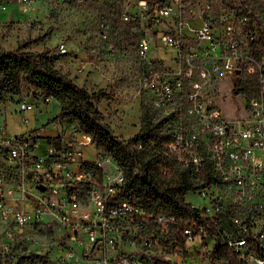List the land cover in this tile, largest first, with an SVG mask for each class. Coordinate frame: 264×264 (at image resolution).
Here are the masks:
<instances>
[{
	"label": "built area",
	"instance_id": "built-area-1",
	"mask_svg": "<svg viewBox=\"0 0 264 264\" xmlns=\"http://www.w3.org/2000/svg\"><path fill=\"white\" fill-rule=\"evenodd\" d=\"M123 19L142 25L135 31L138 91L170 136L159 172L191 182L189 207L182 214L144 202L76 121L49 118L58 134L44 136L48 122L30 127L26 111L46 105L4 95L1 257L19 264H264V0H132ZM159 45L174 54L160 57ZM59 52L69 49L61 43ZM222 77L254 82L244 116L226 118L205 95ZM7 112L21 113V133L6 130ZM85 147L94 159L84 158Z\"/></svg>",
	"mask_w": 264,
	"mask_h": 264
},
{
	"label": "rangeland",
	"instance_id": "rangeland-1",
	"mask_svg": "<svg viewBox=\"0 0 264 264\" xmlns=\"http://www.w3.org/2000/svg\"><path fill=\"white\" fill-rule=\"evenodd\" d=\"M131 2L31 0L24 3L22 0H0V49H13L20 43L44 35L32 41L27 49L37 52L48 49L49 55H59L55 60L56 67L93 95L103 121L110 124L116 135L127 139L140 129V105L144 100L138 91L134 60L137 55L135 31L142 25L123 19V11ZM61 43L67 46L68 53L59 52ZM157 53L166 58L174 54V49L159 45ZM233 87L230 77H222L205 89V95L219 106L226 118L246 114V97L235 94ZM5 96L13 102L27 97L38 108L46 105L47 111L41 113L26 111L30 127L48 122L60 107L55 98L46 101L33 92ZM21 116L20 112L5 114V127L10 134L22 132ZM42 133L44 136L56 135L58 127L49 121ZM83 152L85 159L95 158L92 149L85 147ZM186 198L196 199L192 194H187Z\"/></svg>",
	"mask_w": 264,
	"mask_h": 264
},
{
	"label": "trees",
	"instance_id": "trees-1",
	"mask_svg": "<svg viewBox=\"0 0 264 264\" xmlns=\"http://www.w3.org/2000/svg\"><path fill=\"white\" fill-rule=\"evenodd\" d=\"M41 37L20 43L13 49H0V98L24 92L55 98L60 107L52 120L76 121L83 131L90 133L97 145L123 168L127 186L133 187L137 196L151 206L163 205L176 213H185L189 204L184 193L192 186L191 182L165 177L159 172L158 165L164 160L160 154L161 144L170 139L163 131L164 119L141 100L140 129L127 139L116 135L110 124L103 121L93 95L56 67L59 55H49L48 49L39 52L27 49L32 41ZM253 85L250 78H237L232 91L249 97L255 92ZM150 142H155V147L150 148ZM140 143L143 147L138 148ZM0 264L19 262L0 255Z\"/></svg>",
	"mask_w": 264,
	"mask_h": 264
},
{
	"label": "water",
	"instance_id": "water-1",
	"mask_svg": "<svg viewBox=\"0 0 264 264\" xmlns=\"http://www.w3.org/2000/svg\"><path fill=\"white\" fill-rule=\"evenodd\" d=\"M40 188L43 189L44 187L42 185H40Z\"/></svg>",
	"mask_w": 264,
	"mask_h": 264
},
{
	"label": "crops",
	"instance_id": "crops-1",
	"mask_svg": "<svg viewBox=\"0 0 264 264\" xmlns=\"http://www.w3.org/2000/svg\"><path fill=\"white\" fill-rule=\"evenodd\" d=\"M59 111V110H58Z\"/></svg>",
	"mask_w": 264,
	"mask_h": 264
}]
</instances>
